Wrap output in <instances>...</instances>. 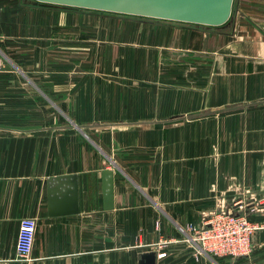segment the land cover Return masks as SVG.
Instances as JSON below:
<instances>
[{
	"label": "crops",
	"instance_id": "obj_1",
	"mask_svg": "<svg viewBox=\"0 0 264 264\" xmlns=\"http://www.w3.org/2000/svg\"><path fill=\"white\" fill-rule=\"evenodd\" d=\"M232 8L208 27L0 0V264H264L261 208L248 257L185 241L239 191L264 194V0ZM68 175L77 212L50 214L47 179Z\"/></svg>",
	"mask_w": 264,
	"mask_h": 264
},
{
	"label": "water",
	"instance_id": "obj_2",
	"mask_svg": "<svg viewBox=\"0 0 264 264\" xmlns=\"http://www.w3.org/2000/svg\"><path fill=\"white\" fill-rule=\"evenodd\" d=\"M40 3L111 12L144 18L219 27L230 19L233 0H35ZM9 69V67H5ZM175 122V121H174ZM35 127H8L16 131ZM47 195L50 214L59 210L66 214L77 212L75 176H59L47 179ZM113 177L110 171L102 172L104 208L110 209ZM64 203V205H63ZM67 205L65 206V204ZM155 253L141 255L140 264H155Z\"/></svg>",
	"mask_w": 264,
	"mask_h": 264
},
{
	"label": "built area",
	"instance_id": "obj_3",
	"mask_svg": "<svg viewBox=\"0 0 264 264\" xmlns=\"http://www.w3.org/2000/svg\"><path fill=\"white\" fill-rule=\"evenodd\" d=\"M3 65L0 63V72ZM248 192L236 193L229 207H217L208 214L200 225H189L187 241L198 255L216 258L248 257L251 253V238L258 226L249 220V216L264 209V194L245 202ZM37 219L25 217L19 223L15 243V257L20 261H29L32 251ZM165 253L157 254V258Z\"/></svg>",
	"mask_w": 264,
	"mask_h": 264
},
{
	"label": "rangeland",
	"instance_id": "obj_4",
	"mask_svg": "<svg viewBox=\"0 0 264 264\" xmlns=\"http://www.w3.org/2000/svg\"><path fill=\"white\" fill-rule=\"evenodd\" d=\"M232 11H233V8H232ZM231 15H232V12H231ZM231 17V16H230ZM230 259H236V258H230Z\"/></svg>",
	"mask_w": 264,
	"mask_h": 264
}]
</instances>
